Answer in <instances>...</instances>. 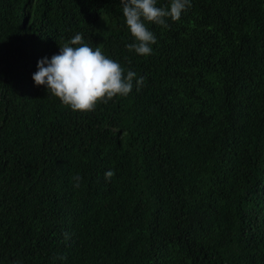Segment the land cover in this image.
<instances>
[{"label":"trees","instance_id":"trees-1","mask_svg":"<svg viewBox=\"0 0 264 264\" xmlns=\"http://www.w3.org/2000/svg\"><path fill=\"white\" fill-rule=\"evenodd\" d=\"M168 24L140 56L120 0H0V264H264V0ZM77 33L141 90L81 113L35 86Z\"/></svg>","mask_w":264,"mask_h":264},{"label":"clouds","instance_id":"clouds-1","mask_svg":"<svg viewBox=\"0 0 264 264\" xmlns=\"http://www.w3.org/2000/svg\"><path fill=\"white\" fill-rule=\"evenodd\" d=\"M125 23L134 38L127 44L129 51L140 56L153 53L156 36L147 24L168 28V20L178 22L182 13L191 7V0H170L169 5L158 7L157 0H120ZM32 79L35 86H43L47 93L57 97L64 106L73 112L88 113L95 110L97 104H107L114 97H127L135 87L140 91L145 77H137L136 72L125 70L115 60L106 56L100 47L93 49L84 42L81 33H77L59 52L37 61V71ZM115 173H104V179L111 181ZM82 177L72 178L73 187L78 188ZM65 238L68 234L65 233Z\"/></svg>","mask_w":264,"mask_h":264}]
</instances>
